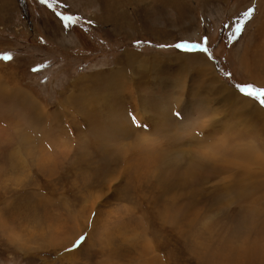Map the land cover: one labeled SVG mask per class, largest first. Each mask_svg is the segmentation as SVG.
Wrapping results in <instances>:
<instances>
[{
  "label": "rangeland",
  "instance_id": "obj_1",
  "mask_svg": "<svg viewBox=\"0 0 264 264\" xmlns=\"http://www.w3.org/2000/svg\"><path fill=\"white\" fill-rule=\"evenodd\" d=\"M247 86L264 0H0V264H264Z\"/></svg>",
  "mask_w": 264,
  "mask_h": 264
},
{
  "label": "snow or ice",
  "instance_id": "obj_2",
  "mask_svg": "<svg viewBox=\"0 0 264 264\" xmlns=\"http://www.w3.org/2000/svg\"><path fill=\"white\" fill-rule=\"evenodd\" d=\"M42 2L43 3H46L47 0H42ZM246 16L250 17L251 16V12L246 13ZM61 19L63 21H72V18L71 17H66V16H62ZM72 22H74V21H72ZM65 26H67V24ZM237 31L238 32L240 31V28L239 27L237 28ZM177 47H181L184 50L191 51L193 48L198 47V46H196V45L183 44V45H177ZM201 50L202 51H207L206 48L201 49ZM2 59L10 60L11 59V56H4V57H2ZM239 91L241 93H243L244 95H246V96H248V97H250L252 99H255V100L259 101V103L262 106H264V89H256V88L247 86V87H240L239 88ZM79 243L80 242L78 241L76 246H78Z\"/></svg>",
  "mask_w": 264,
  "mask_h": 264
},
{
  "label": "bare ground",
  "instance_id": "obj_3",
  "mask_svg": "<svg viewBox=\"0 0 264 264\" xmlns=\"http://www.w3.org/2000/svg\"><path fill=\"white\" fill-rule=\"evenodd\" d=\"M195 58H196V57H195ZM185 59H187V56L185 57ZM188 59H189V58H188ZM193 60H194V59H193ZM196 60H197V59H196ZM200 61H201V60H199V62H200ZM195 62H196V61H195ZM204 65H205V64H204ZM231 96H232V95H228V97H229L228 99H230ZM238 96H239V95H238ZM239 98L241 99V100H239L240 102L244 101L242 97H239ZM244 99H245V98H244ZM244 102H245V101H244ZM263 117H264V116H263Z\"/></svg>",
  "mask_w": 264,
  "mask_h": 264
}]
</instances>
